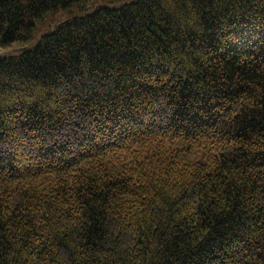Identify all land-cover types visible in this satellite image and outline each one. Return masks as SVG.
Listing matches in <instances>:
<instances>
[{"label":"trees","instance_id":"16d2710c","mask_svg":"<svg viewBox=\"0 0 264 264\" xmlns=\"http://www.w3.org/2000/svg\"><path fill=\"white\" fill-rule=\"evenodd\" d=\"M0 264H264V0H0Z\"/></svg>","mask_w":264,"mask_h":264},{"label":"rangeland","instance_id":"374dc122","mask_svg":"<svg viewBox=\"0 0 264 264\" xmlns=\"http://www.w3.org/2000/svg\"><path fill=\"white\" fill-rule=\"evenodd\" d=\"M32 45H27V46H12L10 48H2L0 47V55H11V54H16L20 51H22L25 48H28Z\"/></svg>","mask_w":264,"mask_h":264}]
</instances>
